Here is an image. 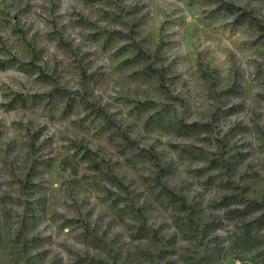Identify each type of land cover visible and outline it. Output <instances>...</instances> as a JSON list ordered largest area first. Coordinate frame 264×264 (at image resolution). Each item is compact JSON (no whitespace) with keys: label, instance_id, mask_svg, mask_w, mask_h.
<instances>
[{"label":"rangeland","instance_id":"374dc122","mask_svg":"<svg viewBox=\"0 0 264 264\" xmlns=\"http://www.w3.org/2000/svg\"><path fill=\"white\" fill-rule=\"evenodd\" d=\"M237 262L264 264V0H0V264Z\"/></svg>","mask_w":264,"mask_h":264},{"label":"trees","instance_id":"16d2710c","mask_svg":"<svg viewBox=\"0 0 264 264\" xmlns=\"http://www.w3.org/2000/svg\"><path fill=\"white\" fill-rule=\"evenodd\" d=\"M226 9H227V7H226ZM251 19H252V18H249L248 20L251 21ZM256 25H257V24H256ZM20 99H21V96H20ZM20 101L23 102V99H21ZM180 123H181V122H180ZM181 126L184 127L182 123H181ZM162 189H163V191L165 192L166 195L171 196V197L173 196V194L171 193L170 190L166 189L165 187H162ZM251 205L254 206L253 208H259V207H260V206H259L260 204L254 202V201L251 202ZM247 208H251V207H248V206H247ZM247 208H246V209H247ZM253 208H251V209H253ZM241 212H242V211H241Z\"/></svg>","mask_w":264,"mask_h":264},{"label":"built area","instance_id":"2783aa9c","mask_svg":"<svg viewBox=\"0 0 264 264\" xmlns=\"http://www.w3.org/2000/svg\"><path fill=\"white\" fill-rule=\"evenodd\" d=\"M237 264H239V263L237 262Z\"/></svg>","mask_w":264,"mask_h":264}]
</instances>
